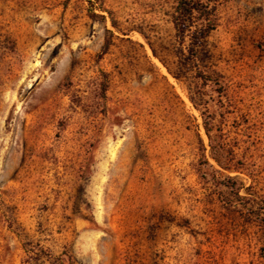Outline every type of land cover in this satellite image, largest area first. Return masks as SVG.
<instances>
[{
	"label": "rangeland",
	"instance_id": "obj_1",
	"mask_svg": "<svg viewBox=\"0 0 264 264\" xmlns=\"http://www.w3.org/2000/svg\"><path fill=\"white\" fill-rule=\"evenodd\" d=\"M178 1L0 0V264H264V0Z\"/></svg>",
	"mask_w": 264,
	"mask_h": 264
},
{
	"label": "trees",
	"instance_id": "obj_2",
	"mask_svg": "<svg viewBox=\"0 0 264 264\" xmlns=\"http://www.w3.org/2000/svg\"><path fill=\"white\" fill-rule=\"evenodd\" d=\"M192 4L197 6V4H200L199 7L194 8L197 10L196 14H192V11L189 9L187 11V15L191 23L195 26V29L191 32V39L194 45H199L200 42L211 32L213 31L217 26L216 21V15L214 13V4L212 0H179L178 3L180 4ZM153 52V51H152ZM153 54H155L153 52ZM204 130L206 133V136L210 140L209 135V128L204 121ZM220 147H218L219 149ZM216 150V152L218 151ZM215 153V151H214ZM215 161L220 165L222 164L220 160L218 159L217 155L214 157ZM224 166V165H221ZM225 169V167H223ZM234 168V167H230ZM228 180H231V177H226ZM227 186V185H225Z\"/></svg>",
	"mask_w": 264,
	"mask_h": 264
}]
</instances>
